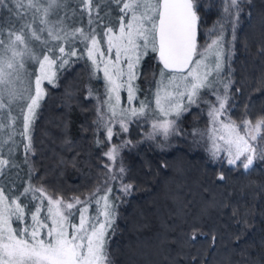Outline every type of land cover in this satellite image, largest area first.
<instances>
[{
    "label": "trees",
    "instance_id": "trees-1",
    "mask_svg": "<svg viewBox=\"0 0 264 264\" xmlns=\"http://www.w3.org/2000/svg\"><path fill=\"white\" fill-rule=\"evenodd\" d=\"M13 2L5 0L0 5V28L4 29L0 39L5 41L8 29L18 31L27 18V13L17 8L16 13L23 17L18 23L13 17ZM113 6L115 17L125 15L120 12L122 6L116 3ZM226 7L228 0H197L198 50L203 51L213 34H220L223 24L224 57L228 70L232 69L231 76L228 71H223V75L233 81L228 89L231 96L228 117L237 124L246 119L256 121L264 117V55L257 54L258 47L264 45V0H250V3L245 0L236 24L232 20L236 10L225 12ZM69 59L63 68L57 61L53 83L45 80L41 84L44 95L29 133L32 151L24 150L28 143L25 136V143L17 146L18 162L22 160L23 170L33 182L32 188L40 189L36 180H41L46 190L56 194L95 193L103 181V176L98 180L96 175L102 166L96 164L101 157L107 158L105 153L113 145H118L121 147L112 162L117 168L124 167L120 181L132 184L133 188L130 194L122 190L113 192L115 231L110 229L107 237L111 264H237L244 260L247 264H264V160H254L247 170L240 161L230 165L222 155L207 161L202 147L197 146L201 141L194 144L190 139L187 111L176 121L178 139L175 132L167 137L163 135L162 139L153 136L154 130L142 116L126 119L128 130L123 131L119 123L122 117H107L103 103L105 81L100 70L84 54ZM161 69L149 48L135 69L137 78L132 81L135 90L142 94L152 88ZM165 74L171 73L165 71ZM84 90L95 95V106L90 98L83 97ZM201 96L202 92L198 97ZM47 119H50L48 123ZM107 127L113 130L110 140ZM82 129L84 136L76 146ZM43 132L53 143L62 142L68 151L59 149L55 143L51 156L47 151H38L41 145L38 139ZM125 141L131 143L123 146ZM257 143L258 148L264 147V140L258 139ZM42 154L50 162L66 164L59 170L61 183L55 184L54 177L39 178L45 164ZM172 163L174 168L170 167ZM221 173L224 180L219 179ZM7 174L10 169L1 177ZM34 195L46 197L44 192ZM244 219L247 225L241 222ZM193 228L200 234L191 241ZM241 250L246 254L244 257Z\"/></svg>",
    "mask_w": 264,
    "mask_h": 264
},
{
    "label": "snow or ice",
    "instance_id": "snow-or-ice-1",
    "mask_svg": "<svg viewBox=\"0 0 264 264\" xmlns=\"http://www.w3.org/2000/svg\"><path fill=\"white\" fill-rule=\"evenodd\" d=\"M243 2L245 0H228V7L225 8V12L235 9V16L238 19L239 13L243 10L240 7ZM247 2L250 3V0ZM4 3L5 0H0V5ZM15 3L17 8L27 6L41 13L40 24L46 26L37 29L31 24L24 23L18 31L8 29L7 42L5 39H0V109L9 108L12 103L20 99L27 101L26 110H22L23 132L21 133L28 141L24 145V150L27 153L32 151V139L29 133L36 116V109L40 106V101L44 95L41 88L42 81L47 80L49 83H53L55 78V73L52 71L53 65H57V61H59L58 66L63 68L70 62V59L65 57L77 56L76 50L71 48V38H79L90 43L91 46L86 43L85 47L87 57L92 61L94 68L99 67L98 57L103 58L105 53L101 51V40L97 39L94 28L86 32L84 28L65 31L63 27L48 26L47 17L57 0H47V6L41 5L40 0H27V5H25L24 0H15ZM115 3L123 5L120 12L125 15L119 18L118 34L114 33L112 26H106L104 32L108 38V52L111 53L113 48L115 49V62L112 60L104 62V75L109 86V98L111 99L112 94H115L116 98V104L109 103L112 116L117 115L116 109L120 99L119 89L124 86L125 82L128 86L129 102L134 99L135 89L132 86V81L137 78L135 69L140 64L142 57L148 54L150 48L152 52L158 53V58L163 64V68L160 70L161 83H163L165 70H168L171 73L168 84L176 89L175 93L165 91L163 97H161L158 89L156 93L157 108L165 117L172 114L179 117L182 112L187 110V106L183 103L184 98H187L188 104L196 103L200 90L211 87L209 76L213 72L219 75L224 69V25L220 24V34L210 44H207L203 51H199L197 27L200 17L197 11V0H115ZM80 4L88 14L89 25L95 23L96 19H99L101 23L103 22V18L99 17L100 4L97 0H80ZM94 12L96 13L95 19L93 17ZM129 13L131 14L130 18L125 23V17ZM25 29H28V34L25 33ZM3 31L4 29L0 28V33ZM45 31L52 40L68 43V51L66 52L63 45L58 44L59 55L56 54L55 48H48L42 58L38 56L29 47V39L39 41L41 40L40 33ZM235 39V24H233V40ZM43 43L47 45L48 40H44ZM257 54L264 55V45L258 47ZM121 55L126 58V81L122 80L125 73L119 66ZM209 55L215 57L214 67L207 63ZM26 56L35 60L40 67V75H37L35 79L34 93L30 88L21 91L16 87V81L21 80V70L24 68ZM185 70L187 71L185 72ZM231 72L232 69L229 67V76H231ZM232 83L233 81L229 79L228 83L224 84L225 93ZM181 86H183L184 91H179ZM217 99L219 100V107H213L209 113L214 125L211 131L214 134H219L217 138L224 141L228 163L235 165L237 161H241V166L247 170L253 165L254 160H264V147L258 148L253 143L258 139L264 140V135H261L264 132V117L257 119L255 123L249 119L240 124L230 119L225 123L219 117L225 110L228 100L227 94L223 98L217 97ZM165 104L167 107L164 106ZM146 107L147 105L141 102L139 108L121 109L122 119L119 121L121 129L125 132L128 130L127 120L123 118L125 114L131 116L144 115ZM13 120L15 121V118ZM217 123L220 125L219 128L215 127ZM175 124V120L164 119L153 124V129L154 132L162 130L167 137L169 131L174 129ZM3 127L5 125L0 124V129ZM241 129H243V135H241ZM112 136V128L107 127V138L110 140ZM130 143L131 141H125L123 146ZM120 147L113 145L105 155L115 162ZM219 150L214 142L213 155L215 156ZM242 157L243 160H241ZM9 164V160L0 156V175H3L4 168ZM105 167L109 166L105 165ZM109 170L111 171V169ZM124 171V167L121 166L119 172L122 174ZM111 179H116V177L112 176ZM219 179H225L223 173ZM132 188V184L122 185V191L126 194H130ZM29 191L43 192V189L26 188L21 195ZM99 191L98 188L97 192ZM111 191L110 187L107 188L105 195L96 200L97 204H100L101 201L104 202L101 213L104 217L102 221L98 217L94 221L87 217L85 215L87 207H85L80 210L79 223H73L70 220L73 213L68 211L65 214L64 209L71 210L75 204L84 202L79 197L73 198L74 203H65L63 197L47 196V211L51 225L49 226L39 219L41 208L37 206L36 211L31 214L33 224L29 230V226L22 229L12 227V216L18 220L23 219L26 206L19 202V197L9 200L4 189L0 187V264H111L107 250L108 232L110 229L115 231L113 229L115 205L109 200L108 195ZM233 215H236L235 211ZM241 222L245 225L248 224L247 219ZM43 228L48 229L47 239L41 236V229ZM198 234H200L199 230L193 228L189 239L194 241ZM236 239L239 240L240 236H237ZM215 240L216 236L213 235L212 242L215 243ZM245 255V252L241 250V256L244 257ZM237 264H247V261L237 262Z\"/></svg>",
    "mask_w": 264,
    "mask_h": 264
},
{
    "label": "rangeland",
    "instance_id": "rangeland-1",
    "mask_svg": "<svg viewBox=\"0 0 264 264\" xmlns=\"http://www.w3.org/2000/svg\"><path fill=\"white\" fill-rule=\"evenodd\" d=\"M97 2L100 4L99 17L103 18L104 24H100L101 23L100 20L96 19L95 23H93L92 25H89L88 14L83 10L80 4V0H57V3L50 9L47 20H48V26L63 27L65 31H71L74 28H84L86 32L92 28L96 30L97 39L101 40V45H100L101 51L105 53L103 58L98 57V61H100L98 69L100 70L101 77L105 81V88H104L105 90H103L105 100H103L104 101L103 103L105 106L107 117H110L112 119L121 118L122 117L120 113L121 109H130L132 107L139 108L141 102H144L147 105L145 109V114L139 115V116L144 117L145 120L148 121L147 123L150 128L153 129V124L157 123L158 121H162L164 119L177 121L178 117H176L174 114L165 117L163 113L160 111V109L157 108V105H156V93L158 89L160 90L161 97L164 96L165 91L173 92V93H175L176 91V89L173 86L168 84V78L171 74H165L163 78V83H161L162 78L160 76L159 79L155 81V84L153 85V87L150 88L148 91H145L142 94H139L138 91L135 90V97L131 102H129V99H128V96H129L128 86H127V83L125 82L124 86L119 89L120 99H119V104L116 109L117 115L115 117L112 116V113L109 109V103L116 104V98H115V94H112L111 99L109 98V93H108L109 86H108L107 80L104 75V66H105L104 62L108 60H112L113 62H115V49L113 48L111 53L108 52V43H107L108 38L106 35H104V32L106 31V26H112L114 28V33L118 34L120 17L119 15H118L119 18L115 17V14L113 11V8H114L113 4L115 3V0H97ZM13 3H14L12 4L13 9H14L13 17H16L19 23L21 21V18H20L21 13L20 14L16 13L17 6L15 3V0ZM24 3L25 5H27V0H24ZM40 3L43 6H47V0H40ZM120 6H123V5L121 4ZM240 7H242V3ZM23 11L27 13L26 15L27 18H25L26 21H24V23L31 24L34 28H37V29L41 27H46L45 25L40 24V20L42 18L41 13L36 12L35 9L28 8L27 6L22 8V12ZM95 14L96 13L94 12L93 13L94 19L96 17ZM130 15H127L125 17V21H124L125 23L130 18ZM238 19L236 18L235 13H234L232 17L233 23L236 24L238 22ZM25 33L28 34V29H25ZM40 35H41V40L39 41L35 39H29V47L32 48L38 56H41V58H42V55L44 54L43 50H46L48 48H55L56 54L59 55L58 44L63 45L66 49V52L68 51L69 44L66 43L65 41L57 42V41L52 40L51 38L48 37L46 31L43 33H40ZM216 36L213 34V37L209 41V44L211 43L213 39L216 38ZM4 37H7V36L4 35ZM44 40H48L47 45L43 43ZM86 43L88 42H85L82 39L71 38V48L76 50L77 55L84 54L87 57V51L85 47ZM88 46H91L90 43H88ZM223 49H224V46H223ZM224 55H225V52H223V59L225 62L223 71L226 72L228 71V65H227V61ZM65 58L69 59L68 57H65ZM125 59L126 58L123 55H121V63L119 66L122 68V70L125 73V76L122 78L123 81L127 80V75H126L127 74V64L125 63ZM214 61H215V57L212 55H209L207 63L211 67H214ZM56 69L57 67L53 65L52 71L54 72L56 71ZM223 71L220 72L219 75L213 72L209 76L208 79L211 82V87H205L200 90V92H202V96L197 98L196 103L188 104L186 97L183 100V103L184 104L186 103V106H187L186 114H189L187 115L186 118L189 119V123H190L189 125L190 139L192 140V143L194 144L199 142V140L201 141L199 142V144H197V146L199 147L200 145L202 147L204 151L203 154L206 157L207 161L209 162L214 161L218 155H222L224 159L226 160V162H228V154L224 150V141L219 140L217 138L219 134L212 133L211 130L214 127V125L212 122V117L209 115L213 107H216V108L219 107V100L217 99V97L223 98L227 94L228 100L225 105V110L223 114L219 117V119L223 120L225 123H227L230 119L228 117L227 111L229 108L231 96L229 94V91L225 93V89H224V84L228 83L229 78L224 77ZM37 75H40L39 64L35 60L26 56L24 58V68L21 70V80L16 81V87L21 91H23V89L25 88H30L32 92L34 93L35 79ZM166 85L167 87H165ZM132 86H133V83H132ZM133 88L135 89V87ZM179 91H184L183 86L180 87ZM89 92L90 91L88 90H84V92H82V95L85 99L86 97L90 98L94 102V106H95L97 103L95 101L96 100L95 95H93L92 92H91V95H89ZM6 102H7V98H6ZM26 103L27 101L25 99H20L12 103L9 106V108L0 109V124L5 125V127L0 129V156L10 161V164L6 166L3 171V173H7L8 169H10V174L4 175L3 177H1L0 175V187L4 189L5 195L9 197V200L19 197V202L23 206H26L23 219L18 220L15 216H12L11 218L12 227L22 229L25 226H29V230H31L30 226L33 224L31 214L36 211L37 206H40L41 208V211L39 213V219L43 221L45 224H48L50 226L51 220L48 218L49 214L47 211V208H48L47 196H53V198L63 197L65 203L67 202L74 203L73 198L79 197L80 200L84 202L80 204H75V206L71 210L64 209L65 214H67L68 211H72L73 215L70 217V220L73 223H76V224L79 223L80 210L85 207H87V213L85 214L87 217H89L93 221L95 218L98 217L102 221L104 217L101 213L103 212L104 202L101 201L100 204H97L96 200L99 199L100 196L105 195L106 189L110 187L112 191L111 193L108 194L109 200L113 204H115L114 200H116V198L113 192L114 190H122V185L124 184L122 181H120L122 179L121 173L119 172L120 168H117L114 165L115 163L113 164V162L108 157L104 159H102V157L101 159L98 158L100 159V161L96 159L98 161L97 164L95 162L96 166H99V165L102 166V168L100 169V172H97L96 175H98V180L102 179V176H103V181L97 185L95 193L91 192V193H85L83 195L56 194V193L46 190L43 181L36 180L37 186L40 189L41 188L43 189V192L45 193L46 197L42 196L43 197L42 198L40 196H35L34 194L38 192L33 193V191H29L28 193L21 195L22 193H24V190L26 188H32V185H33V182L30 181L29 175L23 170L24 165L22 164V160L18 162L19 158L17 156V149H18L17 146L19 144L21 145L25 143V138L23 135H21V133L23 132L22 110H26ZM164 106L167 107L166 104ZM13 118H15V121L13 120ZM123 118L131 119L132 116L130 114H125ZM49 120L50 119H47L46 122L48 123ZM253 123H255V121H253ZM146 125L147 124H145L144 126L145 128H146ZM176 125L177 123L175 124V126ZM215 127L219 128L220 125L217 123ZM83 130L84 129H82V131L80 132L78 140L74 143V145L76 146L79 145V141L84 136ZM175 130L176 128L174 127L173 130L169 131V134L175 132L174 135L177 136V139H178L179 135L177 131ZM243 134H244L243 129H241V135ZM41 135H42L41 138L38 139V143L41 144L38 151L40 152L47 151V155H50L53 153L52 149L55 147V145H53L54 143L57 144L59 149L64 150V152L68 151V147L65 146L62 142L59 143L58 141H56L53 143V140H50L49 137H46L47 134L45 132H43ZM156 135L160 136V138L162 139L164 134L162 130H157L156 132L153 131V136H156ZM10 136H11V139H9ZM214 142L220 149L215 156L213 155ZM253 143L259 146L257 141H254ZM84 153L87 154V152L85 151ZM50 160L51 159H49L48 156L46 155L42 156V161L45 164L43 166L42 174L40 175L39 178L40 179L48 178V176L54 177L56 180V183L55 182L54 183L59 184L63 180L62 175L59 170H63L66 164H63L61 161H51L50 162ZM71 160H73V158H71ZM241 160H243V157L241 158ZM86 165H87V161H86L85 166ZM105 165H108L109 167H105ZM174 166L175 165L173 163L170 165V167L172 168H174ZM109 169H111V171ZM98 170H99V167H98ZM112 176H115L116 179H111ZM98 188L100 189L99 192H97ZM40 193L42 194V192ZM69 230L71 231V229ZM47 232H48L47 228L41 229L42 238H45V239L48 238Z\"/></svg>",
    "mask_w": 264,
    "mask_h": 264
},
{
    "label": "water",
    "instance_id": "water-1",
    "mask_svg": "<svg viewBox=\"0 0 264 264\" xmlns=\"http://www.w3.org/2000/svg\"><path fill=\"white\" fill-rule=\"evenodd\" d=\"M197 34H198V33H197ZM154 53H155V52H154ZM155 56H156V58H157V60H158V62H159L160 67L163 68V64L160 62V60H159V58H158V53H155ZM165 71L169 72L168 70H165ZM185 71H187V70H185Z\"/></svg>",
    "mask_w": 264,
    "mask_h": 264
}]
</instances>
